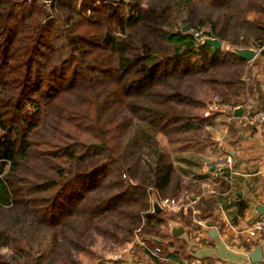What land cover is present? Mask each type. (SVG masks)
Segmentation results:
<instances>
[{"label": "trees", "instance_id": "1", "mask_svg": "<svg viewBox=\"0 0 264 264\" xmlns=\"http://www.w3.org/2000/svg\"><path fill=\"white\" fill-rule=\"evenodd\" d=\"M76 1L53 0L69 9L52 15L43 0H0V264H85L98 235L166 244L175 214L151 197L180 191L167 145L192 144L209 91L229 103L244 91L248 59L233 47L264 44V0H103L109 25Z\"/></svg>", "mask_w": 264, "mask_h": 264}, {"label": "crops", "instance_id": "2", "mask_svg": "<svg viewBox=\"0 0 264 264\" xmlns=\"http://www.w3.org/2000/svg\"><path fill=\"white\" fill-rule=\"evenodd\" d=\"M252 46L258 52L247 62L244 91L231 109L243 103L252 108L264 103V44ZM226 107L206 116L190 138L194 140H188L190 146L177 150L167 145L181 175L177 193L187 192L192 201L190 222L177 212L171 218L182 221L185 229L173 235L169 227L171 235L160 245L159 255L151 253V248L157 245L152 239L161 236L145 235L147 246L127 242L122 258L112 259L109 250L106 260L97 264H248L257 245H262L264 256V233L248 237L234 232L235 225H249L264 214L257 209L259 202L264 203V125L228 113ZM227 152L234 157L228 167L230 180L215 177L211 166L213 159ZM206 221H215L218 234L210 232Z\"/></svg>", "mask_w": 264, "mask_h": 264}, {"label": "built area", "instance_id": "3", "mask_svg": "<svg viewBox=\"0 0 264 264\" xmlns=\"http://www.w3.org/2000/svg\"><path fill=\"white\" fill-rule=\"evenodd\" d=\"M194 35L201 40V38L206 35L203 29H192ZM231 44H227V48H231ZM233 103V102H232ZM232 103L225 102L222 95L215 93L212 99L209 101L208 106L204 109L205 115H212L213 113L219 111L223 106H231ZM236 105V104H235ZM244 111L242 117L249 122L264 125V103L256 108H252L249 103H243ZM234 157L231 153L227 152L222 155L217 156L211 162L212 172L215 177L230 180L231 176L228 173V167L231 165ZM163 207H167L169 210L177 212L179 216L186 212L189 208L192 209V201L188 196L187 192L182 191L179 194L163 196L160 198ZM234 232L236 235L253 237L260 233H264V214L259 215L255 220L246 226H234ZM130 243H140L147 246V237L141 235L140 232L136 231ZM125 247H120L119 249H114L109 252V257L112 259H118L123 257V250ZM161 252V246L155 245L151 248V253L159 255ZM248 264H264V256L257 261L249 260Z\"/></svg>", "mask_w": 264, "mask_h": 264}, {"label": "rangeland", "instance_id": "4", "mask_svg": "<svg viewBox=\"0 0 264 264\" xmlns=\"http://www.w3.org/2000/svg\"><path fill=\"white\" fill-rule=\"evenodd\" d=\"M81 0H77L76 1V4L79 5ZM88 4H93L98 6L97 7V10H92V9H87V11L83 10L84 13L86 15L89 16V14L93 15V18L95 19H98V20H102L101 23L102 25H109L111 24L115 18H116V14L115 13H108L107 11V6H106V1H103V0H86ZM92 1V3H91ZM103 1V2H102ZM143 4L149 2L150 0H141ZM52 2L53 0H43V3L45 5V9L47 10V12H49L50 14H57V11H60L58 14H62V12L64 10H68L69 7L62 4V5H57V10L53 7L52 5ZM102 7L105 9H102ZM120 10L123 11V9L125 10L124 6H120L119 7ZM62 9V10H61ZM110 11V10H109ZM77 16V14H76ZM180 21V20H179ZM207 27H209V23H206L204 26H203V29H206ZM97 39H100V37L97 36ZM232 48V46H231ZM230 49V48H229ZM246 70V69H245ZM247 72V71H245ZM247 73H245L244 75H246ZM210 93L208 94V97L209 99H212L213 95L215 93H219V90H212V91H209ZM208 106V104L204 107V108H201V109H197V110H200V111H204V109ZM135 124L136 125H139L141 128H140V131L142 132L143 131V122L141 121H138V120H135ZM155 133V131H153ZM156 136H157V139L160 141V143L162 142H165L166 141V137L163 133H160V132H157L156 131ZM142 135V134H141ZM146 135V134H145ZM143 138L145 139L146 137L143 136ZM143 139V140H144ZM141 149H143V157H145V159L150 162V163H153V158H154V152H153V147L151 146V144H149L146 139H145V142L143 144V146L141 147ZM9 167V163L6 164L5 168H4V171L7 170ZM167 208V207H166ZM152 210V209H151ZM174 211H171L169 210L168 208L165 210L164 214L165 215H170V214H173ZM168 226H169V221H168ZM130 241V240H129ZM128 241H124V242H121V243H112V244H105L104 245V242L102 241V238L100 235H98V238L96 240V242L91 246V249L92 251L91 252H79V257L84 261L85 264H97L98 262H102V261H105L106 260V253L110 250H114V249H119L120 247H124L126 245ZM2 251H4L6 253L7 256L11 255L13 249L11 246H4L3 248H1ZM124 252V250H123ZM9 254V255H8Z\"/></svg>", "mask_w": 264, "mask_h": 264}, {"label": "water", "instance_id": "5", "mask_svg": "<svg viewBox=\"0 0 264 264\" xmlns=\"http://www.w3.org/2000/svg\"><path fill=\"white\" fill-rule=\"evenodd\" d=\"M191 25L189 23L185 24L183 26L184 30L190 29ZM202 42H207L210 45H212L215 49L223 48L224 46V41L217 35L213 34H206L201 38ZM233 49L243 56L244 58L250 60L252 59L258 52L257 47L252 46V45H243V46H234ZM228 108V113H236L238 115H242L244 111V106L243 104L238 105L237 107L231 109L230 106H227ZM151 204H152V211L153 212H160L163 209V205L160 201V198L156 191L152 192V197H151ZM257 209L259 212L264 213V203L259 202L257 204ZM215 221H206V225L209 226L210 232L212 234H218V229L215 226ZM169 227L171 230V233L173 235H177L180 232H182L185 229V226L182 221L178 219H169ZM250 257L252 261H257L260 260L263 257V247L262 245H257L251 252H250Z\"/></svg>", "mask_w": 264, "mask_h": 264}]
</instances>
